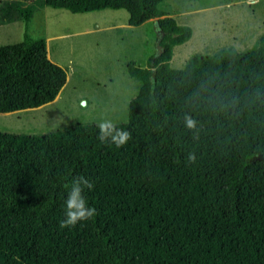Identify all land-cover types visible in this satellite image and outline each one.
<instances>
[{"label":"trees","instance_id":"trees-1","mask_svg":"<svg viewBox=\"0 0 264 264\" xmlns=\"http://www.w3.org/2000/svg\"><path fill=\"white\" fill-rule=\"evenodd\" d=\"M7 1L6 20L26 25L45 6L123 9L131 26L169 15L166 0ZM157 23L162 51L129 67L143 83L118 125L131 133L124 146L101 143L95 123L0 132V264H264V46L176 71L159 64L170 58L162 40L190 29ZM66 79L46 39L25 32L0 46V113L53 101ZM80 175L94 183L84 196L97 214L61 228L64 185Z\"/></svg>","mask_w":264,"mask_h":264},{"label":"rangeland","instance_id":"rangeland-1","mask_svg":"<svg viewBox=\"0 0 264 264\" xmlns=\"http://www.w3.org/2000/svg\"><path fill=\"white\" fill-rule=\"evenodd\" d=\"M8 2L7 0H0ZM25 4V0H15ZM178 27L190 36L170 48L166 67L183 71L236 57L264 46V0H166ZM0 4V46L19 43L27 32L46 39L49 58L62 66L67 79L55 99L39 107L0 113V132L42 136L77 124L117 125L129 120V102L138 95L142 78L129 67H146L162 48L157 20L128 24L123 9L73 13L48 6L24 20H6ZM16 14V13H14Z\"/></svg>","mask_w":264,"mask_h":264},{"label":"clouds","instance_id":"clouds-1","mask_svg":"<svg viewBox=\"0 0 264 264\" xmlns=\"http://www.w3.org/2000/svg\"><path fill=\"white\" fill-rule=\"evenodd\" d=\"M185 122L189 129L195 128L196 122L193 119L185 117ZM97 127L99 129L97 139L101 143H111L120 148L131 139L129 131L120 128L111 120H104ZM189 159L195 161L192 154H189ZM93 186V181L84 175L74 178L70 185H64L68 189V195L65 200V218L60 221L61 228L75 227L79 222L91 220L97 214L96 209L88 205L84 196L85 189L92 190Z\"/></svg>","mask_w":264,"mask_h":264},{"label":"crops","instance_id":"crops-1","mask_svg":"<svg viewBox=\"0 0 264 264\" xmlns=\"http://www.w3.org/2000/svg\"><path fill=\"white\" fill-rule=\"evenodd\" d=\"M168 13H169V12H168ZM167 16L172 17V15H171L170 13H169V15H167ZM163 17H164V16H163ZM152 20H153V19H151V20H149V21H147V22H152ZM154 20L156 21V20H158V18H157V19H154ZM170 57H171V53H170ZM164 59H165V58H164ZM166 59H167V58H166ZM168 59H170V58H168ZM162 62H163V60H160V61H159V64H162Z\"/></svg>","mask_w":264,"mask_h":264}]
</instances>
